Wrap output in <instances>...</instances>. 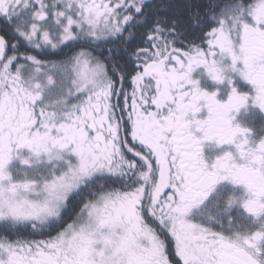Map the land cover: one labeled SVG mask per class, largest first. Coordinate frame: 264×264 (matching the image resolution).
<instances>
[{
	"label": "snow or ice",
	"instance_id": "6c2138e0",
	"mask_svg": "<svg viewBox=\"0 0 264 264\" xmlns=\"http://www.w3.org/2000/svg\"><path fill=\"white\" fill-rule=\"evenodd\" d=\"M253 108L264 0H0V264H264Z\"/></svg>",
	"mask_w": 264,
	"mask_h": 264
},
{
	"label": "flooded vegetation",
	"instance_id": "af4514ba",
	"mask_svg": "<svg viewBox=\"0 0 264 264\" xmlns=\"http://www.w3.org/2000/svg\"><path fill=\"white\" fill-rule=\"evenodd\" d=\"M203 71L204 70L202 68L197 69L193 73V77L194 78H200L201 84L203 86H207V87L211 88L212 82L210 80H208L206 77H203V78L200 77V74ZM246 119H248L251 122L252 126L256 129L257 132L260 130V128L262 126H264V113H262L258 108H253L251 110L249 117H247Z\"/></svg>",
	"mask_w": 264,
	"mask_h": 264
},
{
	"label": "trees",
	"instance_id": "16d2710c",
	"mask_svg": "<svg viewBox=\"0 0 264 264\" xmlns=\"http://www.w3.org/2000/svg\"><path fill=\"white\" fill-rule=\"evenodd\" d=\"M33 54H37V55H38V57H39L40 59L56 60V59H58V58H59V57H57V56H48V55H43V54H40L39 52H35V53H33Z\"/></svg>",
	"mask_w": 264,
	"mask_h": 264
},
{
	"label": "rangeland",
	"instance_id": "374dc122",
	"mask_svg": "<svg viewBox=\"0 0 264 264\" xmlns=\"http://www.w3.org/2000/svg\"><path fill=\"white\" fill-rule=\"evenodd\" d=\"M11 167H13V166H12V165H10V168H11ZM38 167H39L41 170H44V168H45V165H39Z\"/></svg>",
	"mask_w": 264,
	"mask_h": 264
}]
</instances>
